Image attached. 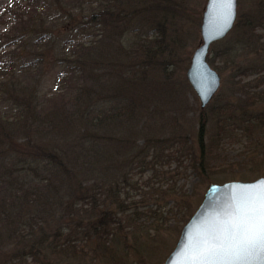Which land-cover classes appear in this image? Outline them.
<instances>
[{
	"label": "rangeland",
	"instance_id": "374dc122",
	"mask_svg": "<svg viewBox=\"0 0 264 264\" xmlns=\"http://www.w3.org/2000/svg\"><path fill=\"white\" fill-rule=\"evenodd\" d=\"M14 1L0 0V58L17 48L21 60L31 63L40 59L34 67L42 65V70L35 68L38 77L25 80L23 90L11 91L6 104L17 110L29 107L33 111L40 107V99L63 91L68 85L66 80H61L63 65L58 64L62 63L64 55H69L70 44L80 40L89 45L94 40L93 36L75 38L71 34L73 25L79 27L89 8L72 16L65 0L53 1L46 23L33 26L36 27L32 33L34 38L47 33L53 37L51 44L42 46L20 40L27 29L11 40L2 36L14 23V17L8 13L10 7H15ZM207 2L147 0L146 5L156 3L151 10L138 2L130 12L126 6L129 12L126 23L111 34L100 29L97 42L91 45L97 44V51L87 55L92 59L90 67L96 76L88 81L95 84V89L86 98L83 108L91 107L102 114L115 101L133 98L141 109L138 121L141 128L126 141L122 139L127 135L125 132L93 133L75 118L62 123L57 117H46L41 123L33 114L30 122L16 133L14 143L0 145V180L7 182L6 186L14 193L25 192L22 200L26 205L20 215L16 214L17 208L9 205L0 209L3 214L0 264H40L43 257L50 260V264H164L210 183L264 176V120L259 127L239 128L228 133L218 134L209 127L206 138L218 139L225 161L213 166L205 177L196 173L193 159L183 144L184 135L185 139L197 141L201 112L210 111L213 104L222 101H236L242 84L249 87L248 84L258 83L250 92H264V44L254 38L246 45L239 22L242 15L264 10V0L262 3L237 0L234 27L211 45L207 57L221 77L220 87L210 103L201 107L187 72L194 51L203 41L201 25ZM62 15L68 17L63 19ZM257 32L263 34L264 42V27L259 26ZM143 44L148 50L153 48L148 54V64L143 60L146 54ZM228 53L229 57L222 56ZM9 60L6 57L5 62ZM76 88L75 83L69 89ZM261 107L264 111V104ZM49 123L52 131H48ZM41 126L43 129L39 128ZM85 141L99 142L102 148L110 143L113 151L112 156L96 165L82 164L81 156L73 166L82 190L89 189L96 194V213L91 211V198H78L70 190L69 186H75V180L70 177L65 189L56 196L58 202L49 203L56 194L53 192L45 197L49 201L42 203L44 208L37 211L41 202L34 200L36 194L27 184L46 178L48 170L42 169L50 162L47 153L63 152L68 154L67 159H72ZM70 199L76 203L73 212L66 210ZM79 207H82L81 214L75 210ZM101 210L110 213L104 219L115 225L110 227L112 233L103 234L101 239H88L77 221L82 215H85V223L97 215L101 220ZM100 240L106 244L115 241L113 249L101 250ZM70 241L75 244L74 248Z\"/></svg>",
	"mask_w": 264,
	"mask_h": 264
},
{
	"label": "trees",
	"instance_id": "16d2710c",
	"mask_svg": "<svg viewBox=\"0 0 264 264\" xmlns=\"http://www.w3.org/2000/svg\"><path fill=\"white\" fill-rule=\"evenodd\" d=\"M53 1L55 0H15V7H10V11L8 12L14 17V23L1 33L2 36L7 40H11L14 36L18 37V33L27 29L28 31L20 36V40L23 42H33L35 45L40 44L42 46L48 43L51 44L53 37L48 35L47 32V34H41L35 38L32 36V33L36 31V27H33L34 25L38 23L42 25L50 17L49 12ZM138 2L142 3L148 10H151L152 6L156 4L146 5L147 0H65V3L71 7L69 13L72 16H75L80 10H85L88 6V15L84 17L83 21L78 23V28L73 25V33L71 34L75 38H79L81 35L87 37L93 36L94 40L89 45H87V42L80 40L73 45L70 44L71 51L69 55H64L62 63L58 64V66L63 65L62 71L64 72L61 75V80H66L68 85L65 86L63 91L52 93L50 97L40 99L38 101L40 107H35L33 111L29 107H25L22 111L21 109L17 110L15 106H7L6 99L11 91L17 88L23 90L25 88L23 84L25 80L38 77L39 72L35 71V68H37L36 70H42V65L40 67H34V65L36 61L41 60L36 59L31 61V63L21 60L19 58L20 52L18 53L17 48H13L1 56L0 70L2 74H5L0 77V145L14 143L16 133L23 129L25 123L28 124L30 122V115L32 117L33 114L37 116L38 121L41 123L44 122L46 117H57L62 123H67L70 118H75L85 127L88 126L93 133L103 131L112 135L125 132L127 135L122 137L124 141H126L131 133H137L139 128H141L138 124L141 109L137 107L133 98H128L124 102L120 100L115 101L102 114L95 112L91 107L84 109L83 106L86 98L95 89V84L88 81L92 77L96 78L95 70L90 67L93 63L92 59L89 60L87 55L97 51V44L94 47L91 45L97 42L100 29L111 34L121 24H125L130 8H135L139 4ZM260 2L262 3L263 0H260ZM126 6L129 8V12ZM61 17L64 19L68 15H62ZM240 20L241 28H243L242 35L246 45L249 46L254 41V38H257L258 43L262 42L264 44L262 40L263 34L257 32L259 26L264 27V10L261 9L260 12L247 16L242 15ZM147 47L143 44L146 52L143 60L148 64L150 62L148 54L153 48L148 50ZM11 56H13V59ZM222 56L229 57V53L228 55L222 54ZM6 57L10 59L8 62H5ZM227 61H230V58ZM75 83L78 88L71 91L69 88ZM248 85L249 87L246 84H242L238 88L237 94H239V97L236 101H222L213 104L210 107V111L207 109L201 112L197 141H192L189 138L185 139L186 135H184L183 144H185L187 152L191 155V159H193L192 166L201 177H205L213 166L223 164L225 161L224 152L219 146L218 139L206 138L209 127L217 130L218 134H220L235 132L239 128L243 130L261 126L260 123L264 120V111L261 110V106L264 104V92L262 90L250 92L251 88L259 86L258 83ZM251 93L254 95H250ZM39 128L43 129L42 126ZM52 129L49 123L48 131H52ZM56 131L61 132V130ZM100 145L96 141H85V143L79 145L80 151L76 156H72V159H67L69 157L68 154L63 152L54 151L47 153L50 162L45 164L46 168L42 169L48 170L46 178L32 180L35 183L27 184V187H30L36 194L34 200L38 203L41 202V206L37 211L44 208L42 203L45 200L49 201L45 197L53 192H56L55 197L53 196L54 198L52 197L49 203H52V201L58 202L56 196L58 195L59 197L61 189H65L67 178L70 177L75 180V186H69L70 190L78 198H91V211L94 214L96 213L94 210L97 207L96 194L89 189L82 190V184H79L81 182L76 179L73 166L76 162H79V157L81 156L83 157L81 163L86 165H96L102 159L104 161L112 156L113 151L110 143L105 148H102ZM27 182H29L28 179ZM6 183L0 180V209H4L6 205H9L13 209L17 208L16 214L20 215V211L26 206L22 200L25 192L21 194L14 193L10 187L6 186ZM78 184L79 186H77ZM9 190L11 191L9 192ZM75 206L74 200L70 199L66 205V210L73 212ZM81 209L82 207L75 209L76 213L81 214ZM85 211L92 214L89 209H85ZM107 214L110 213L101 210V220H99V215H97L94 218H88L86 223L83 218L85 215H82L78 219L77 224H80L84 235L88 236V239L95 237L101 239L103 234L112 233L113 229H110V227L115 226L104 219ZM2 217L3 214L0 212V220ZM114 244L115 241L106 244L103 240H100L98 247L101 250L109 251V249H113L112 245ZM71 245L73 248L75 247V244L72 242ZM54 254L60 255V253ZM50 262L45 257L40 259V264H50Z\"/></svg>",
	"mask_w": 264,
	"mask_h": 264
},
{
	"label": "snow or ice",
	"instance_id": "6c2138e0",
	"mask_svg": "<svg viewBox=\"0 0 264 264\" xmlns=\"http://www.w3.org/2000/svg\"><path fill=\"white\" fill-rule=\"evenodd\" d=\"M225 22L234 0H219ZM177 264H264V178L230 187L210 223L181 250Z\"/></svg>",
	"mask_w": 264,
	"mask_h": 264
},
{
	"label": "water",
	"instance_id": "95a60500",
	"mask_svg": "<svg viewBox=\"0 0 264 264\" xmlns=\"http://www.w3.org/2000/svg\"><path fill=\"white\" fill-rule=\"evenodd\" d=\"M225 9L219 0H208L201 25L202 43L192 56L191 65L187 72L188 80L205 108L217 92L221 84L219 73L207 61L211 45L223 39L234 27L237 18V0H234L231 21L225 22ZM254 180H229L222 183L212 182L207 188L203 200L194 214L182 228L178 242L164 264H177L181 258L182 247L193 239L194 234L201 231L210 223V218L219 211V204L227 196L230 187L250 184Z\"/></svg>",
	"mask_w": 264,
	"mask_h": 264
}]
</instances>
